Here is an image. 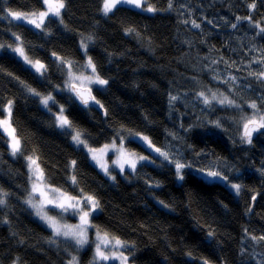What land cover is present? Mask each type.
<instances>
[{
  "label": "trees",
  "instance_id": "1",
  "mask_svg": "<svg viewBox=\"0 0 264 264\" xmlns=\"http://www.w3.org/2000/svg\"><path fill=\"white\" fill-rule=\"evenodd\" d=\"M150 2L162 10L146 14L118 6L104 17L102 0H65L62 16L67 27L48 17L45 23L50 35L10 18L0 19V43L14 45L12 33H19L29 57L48 66L46 77H39L10 51L0 54L2 102L15 100L13 124L23 137V150L30 154L35 149L49 182L74 195L79 188L71 185L67 165L76 160L80 187L100 200L92 223L134 243L133 249L125 251L129 264H200L201 258L212 264H256L248 252L256 243L245 236L244 229L251 235H264V129L252 136L251 144L241 141L240 113L215 104L214 111L205 108L195 93L204 85L222 91L227 87L211 80V73L204 69L209 63L205 56L218 59L223 55L241 67L240 72L228 71L238 77L247 75L243 64L260 55L251 49L264 48V38L247 21H241L237 29L231 28V23H236V16L251 15L264 24V6L257 0L256 10L250 13L247 0H174L175 9L166 11L167 0ZM41 7V0H0V9L28 12ZM5 15L0 12V16ZM185 19L196 20L201 28L182 23ZM51 20L55 22L49 24ZM127 27H134L139 36L126 35ZM82 35L93 37L88 55L109 80L103 89H93L108 116L99 106L85 107L56 90L63 85L67 70L62 71L52 53L78 66L84 61ZM213 67L225 73L223 63ZM13 76L43 94L52 93L66 107L69 119L85 131L90 145L110 143L121 128L139 132L195 170L215 165L232 183L242 185L240 195L220 182L201 179L191 169H185L183 181L178 182L173 165L129 138L128 149L154 157L156 162L143 167L138 164L135 173L127 172L125 177L116 174L115 181L109 180L88 154L72 143L66 130L56 127L54 116L41 106L39 97L29 95ZM252 83L253 88L237 93L238 102L264 94V87L257 88L254 80ZM170 94H179L182 99L170 106ZM250 111L245 105V112ZM215 120L221 121L223 129L213 126ZM122 134L127 136L126 131ZM6 141L0 133V187L11 193L8 207L0 209V218L9 221L0 223V264H13L17 257L20 264H67L69 252L77 253L68 242L59 246L46 242L51 231L24 203L30 189L26 161L21 156L13 158ZM156 182L161 186L150 187ZM259 245L264 253V242ZM92 252V246L80 251V264H90Z\"/></svg>",
  "mask_w": 264,
  "mask_h": 264
},
{
  "label": "snow or ice",
  "instance_id": "2",
  "mask_svg": "<svg viewBox=\"0 0 264 264\" xmlns=\"http://www.w3.org/2000/svg\"><path fill=\"white\" fill-rule=\"evenodd\" d=\"M262 6H264V0H260ZM42 7L40 9L31 10L28 12L12 10L11 8L0 9V12H6L5 16H0V19L11 18V21H19L22 24L32 25L36 29L47 32L46 20L48 17H54L60 24L67 27L64 24L62 16V10L65 9V0H41ZM131 6L134 9H138L143 12L155 13L162 9H158L155 3L150 0H102L101 11L104 16H108L118 9V6ZM183 7V5H181ZM247 7L249 12H253L257 8V0H247ZM175 9L174 0H167L166 11H173ZM183 13H181L182 15ZM191 15V13H189ZM236 23H231V28L237 29L238 24L241 21H247L252 27L258 29L257 35L264 38V24L260 21L253 20L251 15L244 17L236 16ZM55 20L48 21L49 24L54 23ZM10 21V22H11ZM184 24H191L194 29H200L201 24L197 23L194 19H185L182 21ZM208 24H213L212 20L207 21ZM225 23H228L225 20ZM215 27V25H213ZM47 34H51L47 32ZM126 35H136L139 33L134 27L125 28ZM15 38V44L7 45L11 48V51L16 53L23 61L30 65L40 76L46 77L48 66L41 62L39 59H32L26 53V45L24 39L19 33H12ZM93 37L91 35L83 36L80 41V47L84 51L87 57L85 63L80 67L85 71H74L73 60L67 59L53 52L52 56L55 57V61L62 66L63 69H67V79L64 81L62 86H57V91L67 90L71 92L77 100L85 107L89 104H94L103 109L104 116H108V110L105 109L104 105L94 95H92L91 85H99L101 87L107 86L109 80L104 78L97 70V66L94 63L91 56L88 55L89 44L93 43ZM6 45L0 43V48H4ZM251 51L258 52V57L254 56L251 60L243 67L247 69V75L244 77H238L234 75L230 69H234L235 72H240L241 67L237 65L236 61L226 60L223 55L217 58H209L208 56L203 57L204 60H209V63L204 66V69L211 73V80L217 84L226 85V90L222 91L219 88L215 90L207 85H204L200 90L196 91L195 98L197 101L202 103L205 108L215 110L213 105H219L222 108L235 109L240 113V123L242 125V134L240 136L241 141L251 144L252 135L254 132H259L264 129V94L260 95L257 99H250L244 101V103L238 102L236 99L237 93L241 89L253 88L252 80L256 82V87H264V48L256 49L252 48ZM223 63L225 65V73H221L218 68L213 67ZM259 65L258 68L254 69L252 65ZM87 73V74H86ZM8 75H12L9 73ZM13 79L18 80L21 87L31 96L39 97V102L48 111L52 112L54 116V123L56 127L66 130V134L71 136L72 143L82 150H86L91 160L100 168L105 176H108L111 180L115 181L116 176L112 175L110 171L109 163L106 159L107 154L112 152L115 154V159L111 161L113 167H117L120 170V174L125 173V168L135 173L137 171V165L144 163L155 164V158H150L147 155H140L134 151L129 150L125 147V141L131 137L135 139L139 138L147 145L151 152L155 153L159 157L163 158V161H167L173 165L177 174L178 179H184V169L192 168L189 163L183 162L181 159L175 158L170 154L169 150L161 148L155 145L149 136L132 130L121 128L118 130L111 140L110 143H106L101 147H94L89 144V137L82 129L78 128L72 120L69 119L68 115L65 114V107L59 104L57 99L52 93L43 94L36 88L27 84L23 80H19L18 77L13 76ZM252 78V80H249ZM192 80L196 83H200L196 77H192ZM241 81H248L242 83ZM255 90V89H254ZM188 93H184V97H187ZM182 97L179 94L169 95V104L174 106L175 103L181 100ZM3 97H0V133L6 135L10 155L16 158L18 155L23 157L27 162L28 181L30 183V189L27 190V198L24 203L33 209L34 214L39 220H41L47 228L51 230L50 237L46 242L50 245H57L61 242H68L69 246L74 248L77 254L69 252L70 259L67 264H80V258L78 253L90 243L94 246V254L90 264H129V255L125 254V251H130L135 247L134 243L127 240L121 239L119 236L110 233L107 230L101 229L100 227L92 223L91 217L97 209L101 207L100 200L94 193L86 192L84 188L80 187L79 174L77 169L76 160H71L67 165L70 170L69 180L73 188H79L78 194H72L62 186H55L49 182V178L46 177L45 169L41 166V156L35 149L30 154H27L23 150V137L17 134V128L13 124V107L15 104L14 99H7L6 103L2 102ZM245 105L250 112H245ZM53 106L57 108V111H52ZM236 122V121H234ZM212 124L216 128L223 129V125L220 120L212 121ZM127 132V136L123 135V132ZM173 139H177L175 133H169ZM162 161V162H163ZM143 162V163H142ZM205 177L218 179L228 184L235 192L237 196L240 195L242 185L239 183H232L228 176L223 174L222 171L217 170L215 165H211L208 168L197 169ZM264 174V170H262ZM159 182L151 184L150 187H160ZM11 193L0 187V209L8 207L9 196ZM255 197H253V200ZM159 203L169 208V205L164 201ZM252 209L249 208L248 212ZM71 214L73 217H77L76 223H69L66 216ZM0 223L7 224L9 221L6 218H0ZM90 230L93 239L90 241ZM245 236L256 244L264 242V235L255 236L248 233L247 229H244ZM15 235V233H13ZM209 236L213 235V232L209 231ZM23 243V241H21ZM243 251V250H242ZM187 255L193 257L191 252ZM256 260V264H264V253L260 254L259 259L255 255L252 256ZM13 264H20V258L17 257ZM200 264H211L206 258L200 259Z\"/></svg>",
  "mask_w": 264,
  "mask_h": 264
},
{
  "label": "rangeland",
  "instance_id": "3",
  "mask_svg": "<svg viewBox=\"0 0 264 264\" xmlns=\"http://www.w3.org/2000/svg\"><path fill=\"white\" fill-rule=\"evenodd\" d=\"M124 6H126V7H129V8H131V9H134V8H132L131 6H127V5H124ZM134 10H137V11H140V10H138V9H134ZM140 12H143V11H140ZM143 13H146V14H153V13H148V12H143ZM156 13V12H155ZM111 14V13H110ZM109 14V15H110ZM108 15V16H109ZM104 16V15H103ZM51 17V16H50ZM104 17H106V16H104ZM10 18V17H9ZM11 19V18H10ZM15 22H19V21H15ZM21 23V22H20ZM25 25H27V26H30V27H33L32 25H28V24H25ZM34 28V27H33ZM82 50V49H81ZM12 52V51H11ZM82 52H83V55H84V61L81 63V64H79L78 66H76V64H74L73 65V70L74 71H77V72H80V71H85L83 68H81L80 66L81 65H83L84 63H85V61H86V59H87V57L85 56V54H84V51L82 50ZM18 59H20L21 60V62L25 65V66H27L28 68H30L35 74H37V75H39L38 73H36L35 72V70L34 69H32L31 67H30V65H28V64H26L24 61H23V59L21 58V57H19L16 53H14V52H12ZM67 70V69H66ZM67 72V71H66ZM87 74V73H86ZM40 76V75H39ZM66 79H67V76H66ZM65 79V80H66ZM64 84V83H63ZM105 87V86H104ZM104 87H101V86H99V85H95V84H93V85H91V88L92 89H103ZM60 91H63L65 94H68L69 96H71L72 98H74L75 100H77L76 99V97L71 93V92H69V91H67V90H60ZM60 91H58L57 93H61ZM71 98V99H72ZM79 101V100H78ZM58 103H60V102H58ZM41 106L47 111V112H49V113H51L52 114V112H50V111H48V109H46L42 104H41ZM65 107V106H64ZM52 111L54 112V111H57V108H55V109H53L52 108ZM65 114H66V107H65ZM5 137H6V139L8 140V137L5 135ZM129 139H131V140H134V141H137V142H139L140 144H142L154 157H158V158H160V159H162L163 160V158L162 157H159L158 155H156L155 153H153V152H151V150L150 149H148V147H147V145L146 144H144V142L143 141H140L139 140V138L138 137H136L135 139H133V138H131V137H129ZM125 147L127 148V146H126V141H125ZM130 150V149H129ZM86 153H87V151L86 150H84ZM131 151H133V150H131ZM134 152H136V151H134ZM137 153V152H136ZM88 154V153H87ZM19 156V155H18ZM88 156H89V154H88ZM89 158H90V156H89ZM151 158V157H150ZM106 159H107V161H108V163H109V166H110V171H111V173H112V175H114V176H116V174H119L121 177H125V175H126V173L127 172H130L128 169H127V167L125 168V173L124 174H120V170H119V168H117V167H113L112 166V164H111V161L113 160V159H115V154L114 153H112V152H109L108 154H107V157H106ZM90 161H91V163L104 175V173L100 170V168L98 167V166H96V164L91 160V158H90ZM165 162H167V161H165ZM27 163V162H26ZM143 163V162H142ZM168 163V162H167ZM138 166V165H137ZM186 169H189V168H186ZM185 170V169H184ZM191 170L197 175V176H199L201 179H203V180H205V181H207V182H220V183H222V184H224V185H226L228 188H230V189H232L228 184H226L225 182H222V181H220V180H218V179H213V178H209V177H205L201 172H199V171H197V169L195 170L194 168H191ZM131 173V172H130ZM177 175V174H176ZM105 176V175H104ZM106 178H108L109 180H111L108 176H105ZM116 180V179H115ZM177 180H178V182H182L183 180H180V179H178V177H177ZM111 181H113V180H111ZM28 206V205H27ZM28 208L32 211V213L34 214V211H33V209H31L29 206H28ZM98 211H99V209H97L94 213H92V217L96 214V213H98ZM34 216H35V214H34ZM36 217V216H35ZM92 217H91V220H92ZM36 219L43 225V226H45L46 228H47V226L41 221V220H39V218H37L36 217ZM66 219H67V221L69 222V223H76L77 222V220H78V218L77 217H73L71 214H68L67 216H66ZM48 230H50L49 228H47ZM51 231V230H50ZM89 237H90V241L93 239V236H92V233H91V230H90V234H89ZM89 246H92V253L94 254V246L90 243L89 245H87V246H85V248L83 249V250H85L86 248H88ZM262 247L259 245V244H255V245H253V246H251V247H249V249H248V252L249 253H251L252 254V256L253 255H255L256 256V258H258L259 256H260V254L262 253ZM245 250H247V249H245ZM82 251V250H81ZM252 260H255V259H253L252 258ZM68 262V261H67ZM109 264H114V262H109ZM212 264V263H211Z\"/></svg>",
  "mask_w": 264,
  "mask_h": 264
},
{
  "label": "bare ground",
  "instance_id": "4",
  "mask_svg": "<svg viewBox=\"0 0 264 264\" xmlns=\"http://www.w3.org/2000/svg\"><path fill=\"white\" fill-rule=\"evenodd\" d=\"M14 46V45H13ZM5 51H10L11 52V48L10 47H4V48H0V54L4 53ZM12 53V52H11ZM39 76V75H38ZM42 77V76H39Z\"/></svg>",
  "mask_w": 264,
  "mask_h": 264
},
{
  "label": "water",
  "instance_id": "5",
  "mask_svg": "<svg viewBox=\"0 0 264 264\" xmlns=\"http://www.w3.org/2000/svg\"><path fill=\"white\" fill-rule=\"evenodd\" d=\"M92 95H94L93 90H92ZM89 105H91V106H92V105L95 106L94 104H91V103H90ZM256 133H257V132H254L252 136H254Z\"/></svg>",
  "mask_w": 264,
  "mask_h": 264
}]
</instances>
